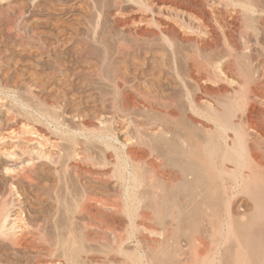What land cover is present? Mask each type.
<instances>
[{"label":"bare ground","instance_id":"obj_1","mask_svg":"<svg viewBox=\"0 0 264 264\" xmlns=\"http://www.w3.org/2000/svg\"><path fill=\"white\" fill-rule=\"evenodd\" d=\"M62 1L63 0H0V69L1 64L3 63L2 59L4 58L3 49H5V47L8 48L7 46L9 44H13L15 41H18L19 44V42L21 43L26 39L32 40L39 44L41 48H45V46L42 45L44 43V41L42 43V33L35 29V24L46 19V17L44 19L43 17L47 15V13H50L51 10H53L58 16V8ZM87 1L92 5L95 4L98 6V17H101L102 15L100 16V14H102V10L105 9L103 8L105 6L103 0ZM64 2L65 1H63V3ZM96 2H99V5L96 4ZM97 6L95 9H97ZM106 7H108L106 8L108 9V16L116 21V28L120 31L126 32L127 34L124 33V35H128V37L130 36V39L129 41L125 40V38L116 39L113 50L111 48L112 51H108L109 59L108 61L106 60L108 62V68L106 70L108 75H105V77L102 78H105V81H107L108 85L111 86V99L114 100L113 102L120 97L121 103L119 104H122V108L125 110H128L130 107L131 110H133L132 108H138L142 114L145 113L148 115L149 119L145 122L141 121L142 123L135 122V120L133 123L134 125L132 126L133 128H131V118L129 117V120L123 118L125 117V112L127 113L130 110L129 109L124 112V116L122 118L119 116L115 117V113V116L105 114L106 117H104L101 113V117L99 116L100 118L96 120L97 122H94L89 118H85L86 120L83 119L84 121L82 123L79 122V124L82 125L81 130H87L91 135H95L96 138L98 137L100 139H104V142L106 140V149L115 146L114 144L112 145L111 142L109 143V141H107L110 139L120 141L123 147L120 150L115 146L118 150L113 148L112 150L114 156L112 154L109 160L107 159L108 163L111 162L110 164L113 163L114 165L113 171L111 169L109 171L110 173L112 171V175L102 172V177L98 176L100 174L95 173V176H90L92 172L89 173L90 169H86L87 165H89L88 162H90V157L87 154L88 152L86 153L78 142L80 138H77V141L70 138L71 136L68 137L67 141H70V144L65 141L69 144V146L67 144L65 147L64 144L63 147L65 148H63L61 146L62 144L60 145L61 142L58 141L59 139L51 140L48 138L49 136L47 139L45 138L46 136L41 133L42 130L40 131L34 129L33 126L30 127L29 122L27 121L26 111L21 112L23 111L21 109V111L14 110L13 106L11 107L2 101L1 95L0 235L4 237L6 236L14 241L19 239V233L17 234L16 229L20 228L22 224H25V220L22 215V200H20L22 198L19 188L37 185V174L35 173L37 166L35 167L36 161L34 160L38 159L37 161H40L39 159H46L49 163L51 162V165L52 163H57L61 160L65 165L64 167H66L64 170H70L76 177L80 178L87 175L86 177H90L89 179L93 182L96 181L103 184L105 189L109 187V176L116 178L119 184L123 186V191H120L121 193L119 194L125 201V205L123 206L125 208L121 209L128 216V218L142 216V218L145 217L146 219V216L149 217L150 214L146 215L148 213L144 211L145 208L143 211L146 214H138V206L135 205V202H143L145 199H148V202L151 204L149 207L153 209L155 217L158 216V218L162 219V216L167 215L168 217L169 215L170 217L172 216L173 219L176 218L175 220H177V218L185 212V209L187 208L186 202H189V200H191V203L194 200L193 202L196 204L197 199H199L197 197L199 196L201 198L200 202H198L200 205L203 201L205 202V205L213 202V207L208 204L210 206H208L210 210L208 209L207 213L210 212V215L212 214L211 217L213 219L215 218V224H212L213 219L209 217V214L207 215L206 211H202L201 215L196 214L199 215L200 219L192 224L193 229L197 232V229L201 227L200 224H202L203 220L206 219L208 224H210V227H214V235L218 236H215L217 238L216 241H214L215 246H213L214 244L212 243L214 248L210 249V253L206 255L204 254V256L200 258V261L202 262L199 264L224 263L221 262L222 260L220 261L221 258L219 256L221 255L218 256V254L221 246L229 244L228 242H230V246L227 245L225 248L229 247L230 251H236L235 262L233 264H264V0H109V5ZM57 16H54L55 21H58ZM77 18L80 19V17ZM84 19H86V17ZM98 19L97 21H99ZM91 20L93 19L91 18ZM110 22H112V20ZM110 30L113 29L110 27ZM119 30L118 32L120 33ZM115 36L116 35H114V37ZM151 36H157L162 42H165L168 45V54L171 61L170 69L173 72V81L175 82V84H173V89H171L172 91H169L171 95L168 100H154L153 98L149 99L148 96L145 98L141 96L139 91L138 93L140 94H137L136 89L134 90L132 87L133 85H128L131 87L128 88L134 95L131 93L132 95L130 94V96L126 97L123 95L124 93H120V89L122 88L121 86L119 87V85L126 86L127 77L125 76V73L118 70L121 67L117 68L119 63L115 64L114 61H118L117 58L119 57L124 58L126 56L136 55L142 52L141 50H144V45L147 44V38ZM85 40H87V38ZM151 44L153 45L154 43ZM157 46L159 47V45ZM96 47L98 48V45ZM148 49L150 50V48ZM164 49L166 48L164 47ZM148 57L150 58V56ZM135 61L136 60L134 59V62ZM183 66L184 69L182 68ZM109 67L111 69L110 73H108ZM105 69L106 67L104 70ZM97 72L98 74L101 73L99 71ZM28 88V94L32 96L31 86ZM104 95H106V93ZM138 98H141V100ZM49 101L44 102L47 103ZM54 101L55 100H53V102ZM53 102L47 104L48 106L46 105L47 108H49L45 109L50 114L48 117L59 116V111L56 109V105H53ZM110 105L114 104L110 103ZM117 105L118 104L116 102V106ZM120 110L119 112H123ZM135 111L138 112L136 109ZM135 111L133 112L134 115L136 113ZM129 113H131V111ZM86 115L88 114L86 113ZM126 115L129 116L130 114ZM139 115L137 113V116ZM165 125L169 126V129L164 127ZM39 127L41 128V126ZM67 134L68 133L65 135ZM139 147H144V150L145 148L147 149V157L150 156L151 158L152 156L154 158L153 162H144L146 156L141 155L142 151L139 152L140 154L137 153V150H140ZM99 149L101 148L99 147ZM163 159L164 161L162 162L161 160ZM165 159L170 163L168 164V167L171 165L173 168L177 167V169H179V174H175V176H173V178L171 177V180L169 179V181L166 179V174L161 172V174L158 173V170L161 169L159 168L160 165H163L162 168H164V162H166ZM156 160L157 164L154 162ZM38 163L39 162H37V164ZM101 163L103 164L104 162ZM90 164H92V162ZM83 165H86V167H84L85 169L82 168ZM104 165L106 166V164ZM157 168L159 169L157 170ZM112 177L111 179H113ZM39 187H41L40 184ZM84 188V192L81 191V193H83L80 195V199L83 202L93 201V203L98 202V204H100L98 201L99 197L94 195L92 191L86 190L85 186ZM119 188L121 189L122 187ZM45 189H47V187ZM99 189L102 188L99 187ZM95 196H97L98 199ZM24 201L26 200H23V202ZM117 205L118 204L112 205V207L118 212L119 208ZM28 213L30 214V212ZM89 214L90 213L86 215ZM186 215L189 214L186 213ZM181 217L180 220L182 219ZM208 218L212 220H208ZM134 226L135 225L132 227L134 228ZM164 227H167L166 224ZM148 229L150 230V228H147V231ZM151 231H149V233ZM190 231L193 232V230ZM67 233L69 234V232ZM154 233L152 235H154ZM112 234H114V232ZM115 235H117V233H115ZM118 235L121 237L120 233ZM113 237L111 236V240ZM63 239L62 247L67 250V243L70 245L69 242L71 241L68 242V239L66 242L65 237ZM118 239L116 238L114 240ZM230 240L233 241V243ZM60 241L62 242V240ZM120 242L121 241L117 244ZM199 244H201V242H199ZM45 246H47V244ZM59 246H61V243ZM202 246L203 245H201V247ZM70 247L72 246H69V252L70 249H73ZM32 250H35V248ZM179 251L181 250H178V253ZM69 252L67 254H69ZM136 256L137 255L134 257L131 256V261L133 262L132 264L138 263L140 255H138L139 257ZM177 256L175 259H178L179 256ZM181 257L184 256H180V258ZM171 259H173V257ZM171 259L169 261H171ZM34 260H36V258ZM229 262L231 263V261ZM226 263L228 264V261ZM175 264L181 263H177L175 261Z\"/></svg>","mask_w":264,"mask_h":264},{"label":"rangeland","instance_id":"obj_2","mask_svg":"<svg viewBox=\"0 0 264 264\" xmlns=\"http://www.w3.org/2000/svg\"><path fill=\"white\" fill-rule=\"evenodd\" d=\"M63 1H65V2L63 3ZM63 1L61 2V5L59 6L60 9L58 8V12H57L58 16H57V14L54 13L53 10H51L50 13H47V15L49 14L48 16L45 15L43 17V19L45 17H46V19L41 20L40 22H37L36 23L37 25L35 24V29L42 33V43L44 41V43L42 45L45 46L46 50H45V48H41L40 45L37 44L35 41L27 40V39L21 43L19 42V44H18V41H15L13 44H9L7 46L8 48L5 47V49H3V57H4L2 59L3 65L1 64L2 70L0 69V84H1L0 85V96L2 95L1 96L2 101L11 107L13 106L14 110L18 111L21 109V110H23V111L20 110L21 112L26 111L25 113L27 114V121L29 122V126L30 127L33 126L34 129H37L40 131L42 130L41 133L46 136L45 138H47L49 136L48 138L51 140L52 139L53 140L59 139L58 141L61 142V143L60 142L59 143H60V145L62 144L61 145L62 147L64 146V144L66 147L67 144L70 142V141H67L68 137L71 136L70 138L75 139L77 141L80 138L78 142L80 143L82 148L85 150V152L86 153L88 152L87 154L90 157V162H88L89 165L86 164L87 167H86V165H83L82 168L85 169L84 167H86V169L87 168H88V170L90 169L89 173L92 172L90 174V176L94 175V173H95V174H100L98 176L102 177V172L103 173L105 172L106 174L110 175L114 169L113 163L110 164L111 162L110 163L107 162L112 154L114 156L112 149L113 148L116 149V147H117L118 149L121 150L123 147H122L120 141L116 140L117 141L116 142L114 139L113 140L110 139L107 141H109V143L111 142V144L112 145L114 144L116 147L113 146L112 148L109 147L108 149H106L107 148V146L105 145L106 140L104 142L103 141L104 139H102V138L100 139L98 137L96 138L95 135H91L87 130H81L82 125H80L79 122L82 123L84 120H86L88 118L93 120L94 122H97L96 120L101 117V113L103 114L104 117H106L105 114H107V115L110 114L113 116L116 115L115 117L119 116L120 118H122L124 116V112L128 111L131 108L130 107L128 110H125L124 108H122L121 107L122 104L121 105L119 104V103H121L120 97H118L117 100L115 102H113L114 100L111 99L112 98L111 86L108 85L107 81H105V78L104 79L102 78V77H105V75H108L106 72V70L108 68V62L107 61L109 59L108 51L113 50V47L116 43L117 38H121V39L125 38V40L129 41L130 36L128 37V35H124V33L125 34H127V33L120 31L118 28H116L117 27L116 21L114 19H111L108 16V13H107L108 9H106L108 7H106V6L109 5V0H103L104 5H105L103 8H105L106 10L105 9L102 10L103 13L100 14V16L102 15L101 17H98V9H99L98 6L95 4L94 5L90 4L87 0H74V1L73 0H71V1L63 0ZM81 3H82V5H81ZM96 4L99 5V2H96ZM91 6L92 7L95 6V7L92 8ZM96 6H97V9H95ZM64 8H65V10H64ZM81 10H83V11H81ZM91 12H93V13H91ZM80 14H81V16H80ZM55 15L57 16L58 21L54 20ZM87 15H88V17H87ZM77 17H80V19ZM85 17H86V19H84ZM91 18L93 20H91ZM98 18H100V19H98ZM77 19H79V20H77ZM97 19L99 21H97ZM52 20L55 22H53ZM109 20L110 21L112 20V22H110ZM96 23H98V24H96ZM111 23H113V24H111ZM110 27L113 30H110ZM85 30H87V31H85ZM118 30L120 31V33L118 32ZM114 35H116V36L114 37ZM105 36H106V38H105ZM86 38H87V40H85ZM80 40L82 41V43ZM146 41H147L146 42L147 44H145L146 46L144 45V48H143L144 50H141L142 52H140L141 54L139 53L140 55L139 54L129 55V56H126L127 58L126 57H124V58L119 57L120 59L117 58L118 61L117 60L114 61L115 64L119 63L117 68H119L120 66L121 67L118 70L120 72L122 71V73H125V76L127 77L126 86L125 85H119V87L121 86V88H122V89H120L121 90L120 93L121 92L124 93L123 95H125L126 97L130 96V94L132 92H130L129 88H131V87H129V86L133 85L132 87L134 90L136 89L137 94L141 93V96H143L145 98H147V96H148L149 99L153 98L154 100H159V99L168 100L169 96L171 95V93H170L172 91L171 89H173V86H174L173 84H175V82L173 81V79H174L173 78V72L170 69L171 61H170L169 54H168V45L165 42H162L157 36H151V37L147 38ZM156 42H157V44H156ZM151 43H154L153 45H155V46H153ZM93 44L95 45V47ZM162 44H164V45H162ZM97 45H98V48L96 47ZM157 45H159V47ZM20 46H22V47H20ZM162 46H164L166 49H164V47H162ZM111 48H112V50H111ZM148 48H150V50ZM154 48H155V50H154ZM4 51H7V52H4ZM155 52H156V54H155ZM105 53H107V54H105ZM10 56H12V57H10ZM100 56H102V57H100ZM148 56H150V58ZM77 57H78V59H77ZM98 57H100L101 59ZM134 59L136 60L135 62H134ZM145 59L147 62L145 61ZM92 60H93V63H92ZM138 60H140V61H138ZM89 61L91 62V64ZM155 62L157 65L155 64ZM162 63H164L165 65ZM135 64H137V65H135ZM160 64H161V66H160ZM2 66H4V67H2ZM97 67H98V69H97ZM99 67H101V68H99ZM105 67H106V69L104 70ZM92 68H94V69H92ZM165 68H167V69H165ZM182 68L184 69V66ZM95 69L101 73L98 74V72ZM168 69H169V71H168ZM161 70H163V71H161ZM150 71H151V75H150ZM152 71H153V73H152ZM110 72H111V69L109 67L108 73H110ZM164 72H166V73H164ZM1 75H2V77H1ZM140 75H142V76H140ZM169 80H170V82H169ZM145 83H147V84H145ZM30 86H31L32 90H34V91L31 90L32 96L28 94V89H29L28 87H30ZM140 88H142V89H140ZM141 90H143V91H141ZM138 91L140 93H138ZM105 93H106V95H104ZM149 94L151 95V97ZM157 95L160 97L162 96V97L160 98ZM56 96H58V97H56ZM23 99H25V100H23ZM49 99H50V101H49ZM138 99L141 100V98H138ZM53 100H55V101L53 102ZM61 100H63V101H61ZM102 100H104V101H102ZM110 100H111V102H110ZM38 101H40V102H38ZM44 101H49V102L46 103ZM42 102H44V103H42ZM51 102L54 103L53 105H56V109L59 112L61 110V112H60L61 114L58 112L59 116H56V117L49 116L48 117V115H50V114L45 109L48 106L47 104H49ZM116 102L118 104L117 106H116ZM110 103L114 104V105H110ZM57 105H60L61 107L57 106ZM25 107H27V108H25ZM41 107H43V108H41ZM47 109H49V108H47ZM118 109L119 110L121 109L120 111H123V112H119ZM132 109L134 111L136 109L138 112L135 111L136 113L134 115V113H133L134 111L130 109L127 113L125 112V117H123V118L128 119V120L131 118V120H132V121L130 120L132 123V124L130 123L131 128H133L132 126L134 125L133 123L135 120H136L135 122L140 123L141 121L145 122L146 120L149 119V116L146 115L145 113L142 114L138 110V108H135V109L132 108ZM130 111H131V113H129ZM139 112H140V115H142V116L139 115ZM86 113L88 115H86ZM111 113H113V114H111ZM114 113H115V115H114ZM122 113H123V115H122ZM137 113L139 116H137ZM126 114H130L131 116L130 115L127 116ZM75 116H76V118H75ZM36 117H37V119H36ZM52 118H54V119H52ZM78 118H79V121H78ZM80 118H81V120H80ZM94 118H96V119H94ZM39 126H41V128ZM72 126H74V127H72ZM78 126H79V128H78ZM164 127L169 129V126H167V125H165ZM66 133H68V134L65 135ZM54 134H55V136H54ZM63 135L65 138L63 137ZM85 136H86V138H85ZM60 137H61V139H60ZM82 140H83V142H82ZM65 141H67L68 143ZM69 144H68V146H69ZM65 147H63V148H65ZM99 147L101 149H99ZM141 148H143V149H141ZM110 149H111V152H110ZM118 149H116V150H118ZM139 149L140 150H137V153L142 151L143 153L141 152V155L146 156L145 157L146 159L144 160V162H146V161L147 162L148 161L153 162L154 158L152 156H151V158H150V156L147 157L148 153H147L146 148H145L146 151L144 150V147H139ZM106 156H108V157H106ZM104 158H106V159H104ZM37 160H34V161H36L35 167L37 166L36 167L37 170H35V173L38 176V177L36 176L37 185H30V186H28L29 188L28 187H23V188L21 187L22 189L19 188V192H20L21 198H22V199H20V200H22L21 201L22 202L21 208L23 209L22 215L24 217V220H25L24 223L25 224H22L23 227L21 226L20 227L21 229L20 228L16 229L17 234L19 233L18 234L19 239L16 241L11 240L6 236L4 237V236L0 235L1 236L0 237V264H38V263L42 264L43 262H44L43 264H46V263L47 264L48 263L49 264H53V263L54 264H132L133 262L131 261V259H132L131 256L134 257L135 255H137L136 257H139L138 255H140L137 264H172V263L175 264V261L177 263H181V264H190V263L191 264H193V263L199 264L202 262V261H200L201 260L200 258L202 256H204V254L206 255V254L210 253L211 252L210 249L214 248L213 246H215L214 241H216V239H217L216 237H218V236L214 235L215 229H214V227H210V224H208L206 219L203 220L204 223L202 222V224H200L201 227H199L197 229V232L192 227L193 222L200 219L199 215L202 214V211H204V212L206 211V213H207V211L209 209L208 204H210V206L213 207V202L207 203L205 205L204 204L205 202L203 201L202 202L203 206H202V204L200 205V203H198L201 200V198L199 196L197 197L199 199H197L196 204L193 202L194 200L192 201V203H191V200H189V202H186L187 208L185 209V212L181 214L182 217L180 216L182 219L180 220V217H178L177 220H175L176 218L173 219V217L172 216L170 217L169 215H168V217H170V218H168L167 215L162 216V219L158 218V216L155 217V213L153 212V209L151 207H149V205H151V204L148 202V199H145V200H143V202L142 201L141 202H135V205L138 206L137 207V213L138 214L139 213L140 214L148 213L146 215L150 214L149 217L150 216L151 217L149 218L148 216H146L147 217L146 219H145V217L142 218V216H140V217L137 216L136 218H130V217L128 218V216L122 211V209L125 208V207H123L125 205V201L121 198V196L119 194V193H121L120 191H123V186L119 184V182L116 180V178H113L112 176H109L110 178L108 177L109 178V184H108L109 187L107 186L108 188H106L109 190L108 191L105 189V187H103L104 186L103 184H101L100 182H96V181L93 182L91 179H89L90 177L89 178L86 177L87 175L84 176L83 178L82 177L80 178V177H76L72 171L64 170V168L66 169V167H64L65 165H64L63 161H61V160H59L61 163L60 162L52 163V165H51V162L49 163L48 160H47L48 161L47 162L46 159H43V160L39 159L40 161H37ZM161 161L163 162L164 159ZM37 162H39V163L37 164ZM91 162H92V164H90ZM101 162H104V163L102 164ZM154 162L157 164V160ZM57 164L60 166H58ZM99 164H101V165H99ZM104 164H106V166ZM168 164H170V163L166 160V162H164V165L166 167L164 166V168H162L163 165H160L159 168H161V169L157 168V170L158 169L161 170V171L158 170V173L161 172V173L166 174L167 175V176L165 175L166 179H168V181H169V179L171 180V177L173 178V176H175V174L176 175L179 174L178 173L179 169H177V167L173 168L171 165H169V167H168ZM61 165H63V166H61ZM98 166H101V167H98ZM110 169L112 170L111 173L109 172ZM111 177L113 179H111ZM42 182H43V184H42ZM38 183L40 184L41 187H39ZM45 186L47 187L48 190L45 189L46 188ZM84 186L86 187V190L92 191V193H94V195H97L99 197V199H98V197L95 196L98 199V201L100 202V204H98V202L93 203V201H90V202L84 201V202H86V203H84L80 199L81 198L80 195L85 190ZM99 187L102 189H99ZM119 187H122V188L120 189ZM25 188L28 190H26ZM82 188H84V189H82ZM112 189L113 190L115 189V190L113 191ZM81 191H83V192L81 193ZM202 193H205V192H202ZM75 197H77V198H75ZM78 198L80 199L81 202L79 201ZM100 199H101V201H100ZM23 200H26V201L23 202ZM113 202H115V203H113ZM111 203H112V205L118 204L117 206H118L120 212L119 211L117 212V210L112 207ZM188 204L191 206H189ZM194 205H196V206H194ZM84 206H86V207H84ZM206 206H207V208H206ZM194 208L196 211L194 210ZM113 209L116 211H114ZM143 209L146 213L143 211ZM200 209H202V210H200ZM138 210H140V211H138ZM187 210H189V211H187ZM198 210H200V211H198ZM28 212H30V214ZM88 213H90V214L86 215ZM186 213H188L189 215H186ZM191 214H192V216H191ZM196 214H199V215H196ZM208 214L210 215V212H208L207 215ZM183 216H184V218H183ZM211 216H212V214L209 217L212 218ZM192 217H194V218H192ZM190 218H192V219H190ZM210 218H208V220ZM212 219H210V220H212ZM97 220H99V221H97ZM183 220H184V222H183ZM31 221H32V223H31ZM212 221H213V223L212 222L211 223L215 224V218ZM33 222H34V224H33ZM165 224L167 227H164ZM26 225H32V226H26ZM131 225L132 226L135 225L134 228ZM180 225H181V227H180ZM162 226H163V228H162ZM34 228L37 230H35ZM147 228H150V230L148 229V231H147ZM166 228H168V229H166ZM169 228L170 229L172 228V229L170 230ZM175 228H177V229H175ZM206 228H209V229H206ZM151 230H154L155 233H157V234H155L154 231H151ZM167 230H168V232H167ZM177 230H179V231H177ZM190 230H193V232ZM112 231L114 232V234H112L113 233ZM149 231H151L150 232L151 234L149 233ZM30 232L32 233V235ZM35 232H37V233H35ZM67 232H69V234ZM115 233H117V235H115ZM119 233H120L121 237L118 235ZM153 233H154V235H152ZM158 233H159V235H158ZM160 233H161V235H160ZM44 234H45V236H44ZM60 236H61V238H60ZM111 236L112 237L114 236L112 238V240H111ZM64 237L66 238L65 239L66 242L68 239H69L68 242L71 241V242H69L70 245H68V243H67V246H68L66 248L67 250H65L62 247ZM115 237L117 239L118 238H120V239L114 240V239H116ZM31 238H33V239H31ZM40 238H42V239H40ZM60 240H62V242ZM10 241H12V242H10ZM36 241H38V242H36ZM119 241H121L119 243L120 245L117 244ZM19 242H21V243H19ZM113 242H115V243H113ZM197 242H198V244H197ZM199 242H201V244H199ZM202 242H203V244H202ZM231 242L233 243V241H231ZM17 243H18V245H17ZM60 243H61V246H59ZM228 243L229 244H227V245L230 246V242H228ZM46 244H47V246H45ZM33 245H35V246H33ZM174 245H176L177 247ZM201 245H203V246L201 247ZM227 245L221 246V249H220L218 256L221 255L219 257L221 258L220 261L222 260L221 262H224L222 264H225L227 261H228V264L230 263L229 261H231V263L233 264L235 262L236 251H232V250L230 251V248L227 247L229 249V252H228V249L225 248ZM231 245H233V244H231ZM69 246H72L70 248H73V249H70V252H72V253H70L68 250ZM28 248H29V250H28ZM34 248H35V250L37 248L39 250L38 249L36 251L32 250ZM52 248H53V250H52ZM40 249H41V251H40ZM43 249H45V250H43ZM178 250H181V251H179V253H178ZM201 251H202V253H201ZM68 252H69V254H67ZM170 254H171V256H170ZM175 255L179 256V257L177 256L178 259H175L176 258ZM195 255H196V257H195ZM45 256H46V258H45ZM180 256H184V257L180 258ZM170 257L171 258L173 257V259H171ZM35 258H36V260H34ZM184 258H185V261L187 263L184 261ZM50 259H52V260H50ZM170 259H171V261H169ZM174 259H175V261H174Z\"/></svg>","mask_w":264,"mask_h":264}]
</instances>
